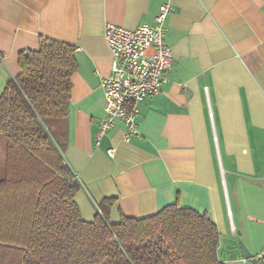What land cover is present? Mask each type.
Segmentation results:
<instances>
[{"label":"crops","instance_id":"crops-1","mask_svg":"<svg viewBox=\"0 0 264 264\" xmlns=\"http://www.w3.org/2000/svg\"><path fill=\"white\" fill-rule=\"evenodd\" d=\"M170 1L172 66L161 91L141 103L129 142L116 120L95 144L101 79L116 71L104 28L153 23L160 0H0V93L20 73L19 52L37 51L42 38L73 46L62 155L79 185L81 218L92 221L104 199L113 200L112 224L177 204L215 224L219 261L264 264V0Z\"/></svg>","mask_w":264,"mask_h":264},{"label":"trees","instance_id":"trees-1","mask_svg":"<svg viewBox=\"0 0 264 264\" xmlns=\"http://www.w3.org/2000/svg\"><path fill=\"white\" fill-rule=\"evenodd\" d=\"M74 52L42 38L37 51L18 53L20 73L0 93V264H225L215 224L177 204L112 224L104 199L92 221L81 218L62 155Z\"/></svg>","mask_w":264,"mask_h":264},{"label":"built area","instance_id":"built-area-1","mask_svg":"<svg viewBox=\"0 0 264 264\" xmlns=\"http://www.w3.org/2000/svg\"><path fill=\"white\" fill-rule=\"evenodd\" d=\"M160 1L151 24L133 28L111 23L105 25L103 36L115 61L116 71L101 79L105 114L98 123L96 145L113 128L116 120L124 126L122 141L129 142L138 133L141 103L160 92L167 81L173 56L165 43L166 20L174 7L170 0ZM106 152L113 158L115 148L110 147Z\"/></svg>","mask_w":264,"mask_h":264},{"label":"water","instance_id":"water-1","mask_svg":"<svg viewBox=\"0 0 264 264\" xmlns=\"http://www.w3.org/2000/svg\"><path fill=\"white\" fill-rule=\"evenodd\" d=\"M238 249L244 260H250L254 257V254L250 253L241 241L238 242Z\"/></svg>","mask_w":264,"mask_h":264},{"label":"rangeland","instance_id":"rangeland-1","mask_svg":"<svg viewBox=\"0 0 264 264\" xmlns=\"http://www.w3.org/2000/svg\"><path fill=\"white\" fill-rule=\"evenodd\" d=\"M6 140L5 137L0 135V177L3 173V152L5 149Z\"/></svg>","mask_w":264,"mask_h":264}]
</instances>
